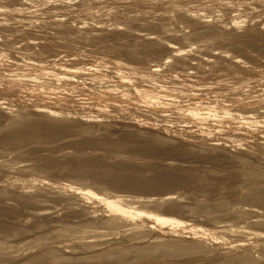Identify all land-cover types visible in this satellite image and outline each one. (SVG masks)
<instances>
[{"label":"rangeland","instance_id":"1","mask_svg":"<svg viewBox=\"0 0 264 264\" xmlns=\"http://www.w3.org/2000/svg\"><path fill=\"white\" fill-rule=\"evenodd\" d=\"M13 1L12 0H0V5H3V4L5 5L7 3V5L10 6L9 8L6 9L4 14L0 13V19H1L0 20V26H1L0 27V49L2 50V52H6V53L0 52V53H2L0 55V60H1L0 61V99L4 100V101H2L4 103L3 105L5 107L6 106L9 107L10 111L13 112L14 114L17 113L19 117H20V113H21V116H23V114L27 115L26 113H28V112L29 113L30 112H39L41 110V108L38 107L39 109L38 108L35 109V107H33V106H36V104H37L36 100H38V102H39V97H40L39 91L36 92V88L42 89V87L44 88V87L48 86L49 89H54V87L59 86L58 87L59 89L58 88L54 89L56 91L49 92L47 95L43 94L42 98L43 99L45 98L47 102L48 101L50 102V100L51 101H57L59 103L61 102L62 106H60V104H57V107L60 109H65L66 112L69 110V113H70L71 109H73L76 112H79V114H81V115L82 114H85V116L87 115L86 118H84V115L81 116L79 114L78 115L73 114V113H75V111H73V112H71L72 114L70 113L71 116H74L72 118L69 115L66 116L69 113H65L66 115L63 114V116H62L63 118L64 117H69V118L71 117L70 118V119H72L71 121L77 126L76 129L69 128V129H66L64 132H62L65 134L63 136L66 138V140L62 136H60L59 138L57 137V135L61 133V132H59L58 129H53V130H48V131L42 132L41 141L39 142L40 146H38L36 148V150H37V152H39V154L38 153H35V154H37L39 156L42 155V157H46L50 153L48 151V148L51 145H54L55 147H58L57 148L58 150L54 151L55 154L54 153H52V154L50 153V154L52 155V157L56 158V160L60 161V163H64L62 166H66V167H68V165H69V167H71L73 165L74 166H77V165L81 166L80 164H83L84 166L88 165V164L91 165L92 164L91 157L97 155V157L104 158V160L107 163H110L115 169H119L118 171L120 174H122V175H120L122 177H124L123 174L126 177L128 175L129 177H133V178H138V176L140 177L143 174L145 176H148V174H150V173L148 171H146V169L148 170V169H154V168H155V171H152V173H156V174L157 173L158 174H172V175H180V176H182L184 174V177L182 176L183 178H185V176L189 178L188 180H186L187 178H185L186 185L184 183L183 186L182 185L179 186L181 188H179V187H178L179 189L175 188V190H174L175 193H170V194H173L172 198L164 199L163 201H167L171 205L172 204H181L183 202L182 205H187V203H188V206H191V207L193 206V208L191 210L193 211V209H195L194 213H193L194 216H192L193 215V214H191L192 212L184 213V215L188 214L187 216H189V214H190V216H192V217H188V219L197 221V219L202 218L198 221H201L203 223L202 220H204V221L210 223L211 220L209 218H206V216L209 213V215L207 217H209V216L211 217L212 223L217 222V224H218L223 220L230 219L232 222H235L239 226L243 225L240 223L245 222L244 223L245 225L248 223H251L254 226L259 225L258 227H260V228L262 226L264 227V224H263L264 223V220H263L264 214L262 213V212H264L263 211L264 206H262V205H264V198L262 196V195H264V178H263L264 177V133H263L264 132V126H263L264 125V0H217V1L216 0H170V1L169 0H118V1L117 0H70V1L69 0H44V1L39 0L40 2L37 0L38 3L37 2H36L37 4L34 3L35 7L31 6L34 8H30L33 10H26V11H25V9H23L24 7H20L21 11H20L18 6H17L18 8L13 7V6L11 7L10 4L14 5V4L19 2V0H18V2H17V0H15L16 3L14 2V4H13ZM22 1H23L22 3H24V4L29 2L28 0H22ZM24 1H26V2H24ZM55 1H56V3H55ZM159 2H160V4H159ZM63 3H65V4H63ZM183 3H185V4H183ZM182 7L188 8V10L186 11L184 9H181ZM196 10H198V11H196ZM26 12H28V13H26ZM13 13L14 14L16 13V15H11ZM162 13H164V14H162ZM188 13H189V15H188ZM259 13H260V15H259ZM23 14H24V16H23ZM201 14H202V16L205 15V16H203L204 18L202 16L199 17ZM213 16H215V17H213ZM231 17H236V19L239 20L240 23L235 25L233 22H231V20H229V19H232ZM130 21H131V24H130ZM112 22H113V24H112ZM114 23H116V24H114ZM162 23L164 25L162 27H165V29L161 28L160 30L164 29V31H162V33H160L159 35H158V33H159L158 31H156V33H154V34L158 35V37L163 36V37H160L163 39V40L161 39V42H162L161 43L159 41L160 38H158L156 36V38H158V40L157 39L155 40V37L152 36L153 38H151V34H152V32H154V29H156L155 26L161 25ZM81 27L84 29V32H80V31H83V29ZM98 28H100V29H98ZM97 30H99V31H97ZM148 30L151 31V34L149 31L150 35L146 34V31H148ZM100 31H102V32H100ZM140 31H142V32H140ZM186 32H187V35H184V34H186ZM182 34L185 36V38L189 36L188 34L191 35V36H189L190 39H192L190 41L192 43H193V41L195 42V43H193V45L191 43V47H193L197 41H198V44L201 43L200 48L196 47V45L194 46V48H198L200 50L194 49V48L192 49L191 47L190 48L187 47V50L185 49L181 53L176 54V52L174 53L173 51H172V54L169 53V50H168L169 48H167V46H166L167 44L165 42L166 41L172 42V43L174 42V44L179 43L182 41V37H184V36H182ZM189 37L186 39H189ZM192 37H194V38H192ZM197 37L199 40L197 39ZM179 40H181V41H179ZM142 41H143V43H142ZM214 41H216L217 44ZM154 42H155V44H154ZM183 43L189 44V43H186V41L185 42L182 41L181 43H179L180 45H178V44H175V45L178 47V46H182ZM211 43H213V44H211ZM185 44H184V46H185ZM206 44L208 45L207 48H206V46L202 47V45H206ZM162 45H163V47L161 48ZM200 45H198V46H200ZM214 46H215V48H214ZM216 47L219 48V53H221V54H218L219 56L214 53L215 51L218 52ZM2 48L5 51H3ZM209 49L211 50V52ZM212 49L214 50V52H212ZM202 50H203V52H202ZM220 50H222V51L224 50L223 52H225V50H227L228 52L226 51L225 53H222V51H220ZM199 51L202 53H200ZM170 52H171V50H170ZM173 53L175 55H173ZM211 53H213L214 55H217V58H216V56H215V58L214 57L212 58V56H210V55H213V54H211ZM5 54H7V55H5ZM200 54H204L207 57H208L207 54H209V57H211V59H213V60L210 59L211 62L209 61L211 64H209L208 61L206 63L205 60H202V61H204V63L199 62L200 59L204 58ZM3 55H5V57H2ZM159 55H161V56H159ZM198 56H200V59L198 58ZM22 57L23 58L24 57L31 58V60L33 61V64L36 63V64H34V66L37 65V67H43L49 71L54 70L53 67L55 66V62L56 63L57 62L62 63V64L68 63L67 65L73 64V65H78V66H83L86 64L88 66H86V68H84L85 70L83 68H81L79 70L78 69L74 70L73 71L74 73L72 72L70 75L74 79L71 78V81H69L67 83L66 82L65 83L64 82L54 83L55 81L49 79L48 77H47L48 79L44 78L45 80L41 79L40 81L28 79V77H26V79H25V77H24V79H17L13 75H14V72H16V70L18 68L17 62H18V64H20L21 63L20 59ZM99 57L106 59V60L109 59V61L112 59H115V60H119L120 63H121V61H122V63L123 62L128 63L129 64V66L127 65L129 67L128 70L133 67V70L130 69V71H133L132 72L133 76H131L130 79L120 80L118 77L119 71H117V69L114 68V66H112L110 64H107L109 66L106 65V66H102L100 68H95L93 70L92 69L88 70L87 69L89 67L88 63H92L96 58H99ZM165 57L166 58L169 57V58L166 59ZM209 57H208V60H209ZM141 58H142V60H141ZM230 58H232L233 60ZM235 58H236V60H239V61H240V59L243 60L242 63H241V61L240 62L236 61ZM14 59H17L18 61H15ZM163 59H165V60H163ZM13 60H14V62H12ZM81 63H82V65H80ZM137 64L139 65L140 68H136V70L134 72V67ZM144 64L145 65L147 64L146 67ZM203 64H204V66H203ZM243 65H244V67H243ZM94 67L95 66H93L91 68H94ZM139 69H140V71H139ZM142 70H145V71H142ZM6 73L9 74L11 77H9V75H7ZM98 75H100V76H98ZM152 75L156 76V77H153ZM99 77L101 78V80H99ZM18 82H20V83H18ZM38 83H39L40 87H38ZM35 84L37 86H34ZM30 85H32L31 88H30ZM103 85L107 86L106 88H108L110 86L113 87L112 85H114V87L117 86L118 89L123 87L125 89H130V91H133L134 88H136L139 90L138 94L140 92H143L145 89L146 90H148V89L155 90V92L156 91L160 92L161 97H164L161 95L163 92V95H165V94L166 95L162 99L167 98L165 100L167 106L164 104L165 101H164V103L162 102V99L159 100L160 102H158V101L143 102L134 96L123 97L118 93H112L111 95L105 94V96H104V94H99L100 93L99 90L103 89ZM131 87H133V88H131ZM156 87H159V88H156ZM168 87H170V89H167ZM184 87L187 89L189 88V89L186 91V90H184ZM143 88H144V90H143ZM190 88H191V90H190ZM71 89L73 91L70 92ZM29 90H31V91H29ZM85 90H86V92H85ZM163 90H165V91H163ZM31 92L35 93L34 96H33V94H31ZM40 93H41V91H40ZM51 93H53L54 95H52ZM115 94L118 95L117 96L118 98L116 97ZM97 95H98V97H97ZM234 95H236L235 96L236 99H235ZM23 96H25V97H23ZM35 96H37V97L34 99ZM108 97H110L112 99H109ZM216 97L218 98L217 102H219V103L221 102L220 104H224L227 108L232 110L231 111L232 114L227 116V118L226 117L217 118V117L210 116L207 118L203 117L202 120L200 118L196 119L193 117H189V118H191V119H189L188 117L183 115L180 111V106L182 104H185L186 102L192 101L193 98H194V100H197V98H200L198 100L212 101ZM230 97H232V99H230ZM114 98H115V100H114ZM62 100H64V101H62ZM66 100H68V102ZM9 101H11V102H9ZM99 101L100 102L111 101V103H105V105L108 104V106L106 105L105 106L106 108H105L102 105L101 106L102 109H101L100 107H97V104L99 106L101 104ZM173 101L175 102V104H173L174 103ZM167 102L168 103L173 102V103L167 104ZM65 103H66V106H65ZM155 103L157 106H155ZM162 103H163V105H161ZM178 103L181 105L179 106ZM159 104H160V106H159ZM226 104H228V105H226ZM177 105H178L179 109L176 108ZM5 107H4V109L0 108V112H2L1 115L5 113L4 116H6V117H3V115H2L1 118H4V120L0 118V124H1V126L3 125L2 127L0 126V135H3V136H0V137H1V139H4V138L8 139L7 136H9V138L12 139L13 134L11 133L12 135H10V133H7L5 131V129H2L5 125L2 124L1 121L7 122L8 120L5 119L7 117H8V119L10 117L11 121H12L13 120L12 117L15 115L14 114L12 115V113H10V111L8 112V110H9L8 108H6L7 109V111H6ZM249 109H250V111H249ZM19 110H21V111L19 112ZM233 110H234V112H236V110L238 112L234 113ZM240 110H241V112H240ZM244 111L246 113L248 111L249 115H251V116L253 115L256 119L258 118L257 120H260L261 123H259L260 121L258 123L246 122L247 124L248 123L251 124L250 126L248 124V127H247V124L245 122H243L242 120L238 121L237 119H239L240 116L242 117L244 115ZM249 112H251V113H249ZM7 113H10L11 116H10V114L8 115ZM246 113H245V116L248 115ZM233 114L235 116H232ZM236 115L237 116L239 115V116L237 117ZM137 116H138V118H137ZM87 117H88V119H87ZM14 120H17V116L14 118ZM143 120L145 122H148L149 124H146ZM149 120L152 123H150ZM155 120H156V122H155ZM11 121H9L8 124ZM139 121L140 122L143 121L142 124H144V126L141 124L138 125V123H140ZM6 122H4V123L7 125ZM200 123L201 124L203 123L202 125L204 127L206 124L207 125L205 128L202 126H197V125H200ZM241 123L243 124V126L241 125ZM82 124L87 125V126L82 127ZM126 124H128V125L126 126ZM254 124H256V125H254ZM89 125H91V126H89ZM135 125H137L136 126L137 129H135L136 128ZM165 125H167L169 128ZM244 125H246V126H244ZM163 126H164V129H162ZM219 127L222 129H219ZM200 128H204L206 131H201ZM125 129H127V130H125ZM139 129H141V131H145L146 133H147V131L151 132V133L154 131L157 133H163L164 135H166L170 138L174 137V139L177 138L179 140H180V138H187L188 141L186 139H184L183 141H185V142L187 141V147H190V148H188L190 155L187 154L188 152H186L184 150V148H186L185 147L186 144L180 145V143H178V142L172 143L168 140H166L167 142L165 141V143L163 145H160V144L154 145V148L149 149L151 151L142 149V152H143V150L146 151L143 154H141L140 150H138V149H141L143 147L141 144L140 145L142 147L136 146V148H135V149L138 148L137 149L138 151L137 150H135V151L133 150L132 152L127 151L128 153L126 152V150L121 149V146H119L118 148L116 146L111 147L112 149H120L117 151L116 150L113 151L112 149L110 150L108 148H106V149L102 148V144L103 143L105 144L107 142V140L114 141L117 138V137L114 138L115 135L117 136L119 134V137H120V136L127 135V133L132 132V131L134 133L135 132L136 133H143V132H139ZM142 129H145V130H142ZM121 131H122V134L124 132V135L121 134ZM207 131H209V132H207ZM227 133H228V135H227ZM101 135H103V136H101ZM224 135H226L228 138L234 137L233 138L234 142L230 139L232 141L231 142L228 138L227 139L229 141L228 140L226 141V139H225L226 137ZM233 135H236V136H233ZM103 137H104V140H101V139H103ZM111 137H113L114 140H112L113 138L110 139ZM90 138H92V139L90 140ZM105 138H108V139L106 140ZM220 138H222V139H220ZM62 139H64V140L62 141ZM93 139L94 140L96 139V141L99 140L96 142L98 144L97 147H96L97 144L95 145V147H94V145L91 146V148H88L87 145H85L86 147L83 146L84 142H86V140L87 141H93ZM100 140L102 141L101 142L102 144L100 143ZM67 141H68V143H67ZM189 141H190V143H189ZM98 142L100 143V145ZM147 143L149 144L150 142H147ZM204 143H206V144H204ZM34 144H35L34 141L29 137V138H24V140L21 141V143L19 145L20 147H18L15 144H14V147L10 146L12 149H14L13 151H15V149H17V148H15L16 146L18 148H20V150H16V151H19L20 153L17 152L18 153L17 154L16 151L13 153L11 152L10 156L14 155V157H15L17 155L16 156V158H17L19 156V154L21 155V153L23 151H25L26 154H28V155H26L23 152V155L20 156V157H22V156L23 157L18 158L19 162L16 159V163L18 165L23 164L26 171L31 170L30 166H32L34 164L33 159H31L32 158L31 153H33L31 150L33 148H30V147L34 146ZM176 144H178V145H176ZM192 145H194V146H192ZM211 145H218V146L212 147ZM171 146H172V149H171ZM23 149H25V150H23ZM227 149H228V152L230 150L234 155L240 154L241 157H243L242 160L234 159L233 156L228 155L227 152L224 151ZM21 150H23V151L21 152ZM27 152H29V153H27ZM47 152H49V153L47 154ZM92 152H93V154H92ZM137 152H140V153H137ZM190 152H192V153L194 152L196 155L192 154ZM43 154H44V156H43ZM53 154L56 156H53ZM134 154H136V155H134ZM104 155H106V156L104 157ZM0 156L3 157L2 160L0 157V162H1L0 164H2L3 161L8 159V155H6L7 157H6V159H4L5 154L2 152L0 153ZM27 156H29V157H27ZM123 156H124V158H123ZM211 157H213L214 159ZM23 158H26V159H23ZM20 159H23L25 161L20 160ZM27 159H28V161H27ZM30 159H31V161H30ZM215 160L217 161V163ZM8 161L9 160H7L5 162V164L6 163L12 164V162H8ZM29 161L31 164L30 166L28 165ZM32 161H33V164H32ZM213 161L215 162L214 165H213ZM16 163L13 162V165L9 164L8 166L6 164L7 171L10 170L11 174L9 173V175H8V172H5L4 173L5 177H4V174L2 172L6 171V169H5L6 166L4 165V167H2L3 165H0L3 168V171H2V169L0 167V169H1L0 184L6 185L5 187H9L10 189H12V187L14 188V186L16 188V186L18 185L17 187H20L18 189H21V190L24 189V191H26V192H28V191L29 192H35L33 190L36 189V186L39 190L40 189L43 190V188H42V186H43L44 189L46 188V191H45L46 193H48V194L51 193V194L56 196L54 201H57V202H53V200H47L42 204L43 206L45 205L44 211L46 214H44V215L49 214L48 218L46 217L45 219L46 220L49 219L51 221V219L53 218V220L51 221L52 226L40 227L39 229H37L36 233H38V234L35 233V231H36L35 230L34 233L37 236L34 235L32 230L30 231V229H32L31 226H33V223H32L33 220H32V217L26 215V214H28L27 211L19 213L13 217L14 213L11 214L10 212H7L5 210H2V209L0 210V221H1L0 228L6 227L9 225L11 227V223L13 225L16 224L15 226H18L19 221H17V219L18 220L20 219V221H22V219H23V223L20 222V227H21V225L25 229H27V227H29L28 231L31 233L30 234L29 232H27L26 237L33 234V238L30 236H29V238H25V235H24L25 240L21 236V238L24 241H26L24 244L22 243L23 241L21 238L11 237L9 239H5L2 242L3 248L0 250V264H35V263L36 264H38V263H40V264H42V263L43 264H62V263H64V264H81V263L82 264H108V263L109 264H211V263L212 264H221V263L222 264H228L229 263L228 259H230V257L232 258L234 255L235 256L239 255V253L241 251H242L241 253L244 255L243 258L246 257L245 260H243V258L241 257L240 261H238L237 263H232V264H241L243 262H245V264H259V262H260V264H264V247H262V245H264V244L261 243L262 244L261 245V244H259L260 242L259 243L252 242L251 244L255 243L254 245L256 247L254 245H250V247H248L246 250H244L241 247H239V249H238V247L235 249L232 247L229 248L230 246L228 248H226L227 247L226 245H229L227 242L229 241L230 238H228V240H227V238H224V239H216L213 241L210 239L208 240V238H207V239H204V243L201 242L200 244L193 241L196 245V246H194V243H192L193 235H190L189 233L187 234V232H185L183 234V238L189 239V240H187V239L186 240L190 243L187 242L185 244V245L188 244L187 246L189 247V249H192V251H194V249H195L194 252H192L190 250L192 255L188 252L187 254L190 256H188L187 254H181L180 256L175 255L176 257L172 256V255L163 257L162 254H160V253L158 254V252L156 254V251H158L157 246L162 245V244L165 246H168V245L174 246L175 244H172V243H175L177 241L175 240V238H173L174 237L173 235H172V238L168 237V236H171V233L169 235L168 233L165 232L167 234V236H163L164 233H162L161 236L163 238L162 237L161 238L163 240H161L160 238H158L160 236L156 237V234H154V232H148V231L143 232L142 234H138V235L133 236V233L140 231L139 228H132L131 226H129L126 223H123L121 221H116V220L111 219L110 221L108 220V221L104 222V224H106V225H104L103 221H101L100 219H101V217L107 218V216L109 217V215L106 214L107 212H105V214H104V211H102L100 209L99 204L94 203L91 199H87V198L83 199L82 197L75 196V194L70 189H69L70 190L69 191L68 188H67V190L65 188H63L65 190L61 191L63 189H61L58 186H54V187L51 186L50 187L49 185H47V187H46V185L45 184L42 185V183H38V184L37 183H35V184L27 183L29 181H27L28 179L26 178V176L28 174V177H29V174H31L30 171H29V173L25 172L24 167H22L23 168V171H22V168L21 169L17 168V167H21V166L20 165L18 166ZM121 163H123V165ZM175 163H176V165H175ZM180 163H181V165H180ZM167 164H169V166ZM10 165H11V167H10ZM183 165H184L183 168L185 170L182 168ZM28 166L30 169H27ZM117 166L118 167L120 166L122 169L120 167L117 168ZM125 166L126 167L129 166V168H126ZM186 166H189V167H186ZM214 166H215V168H214ZM218 166H220V167H218ZM123 167H124V170H123ZM172 167H174V169ZM176 167H177V169L175 170ZM195 168L199 169V170L201 169L202 171H205L206 172L205 175L199 176L201 174V172H200L199 175H197V177H194L193 174L195 172L193 170H196ZM202 168H205L208 170H205ZM17 169H19V170H17ZM126 169H131V170H130V172H127L128 170L125 171ZM139 169L141 171L145 170L144 173L143 172L139 173V171H138ZM182 169H183V171H182ZM20 170L24 173H21ZM133 170H134V173L136 172L135 174H133ZM173 170H174V172H173ZM189 170H190V172H193V174L191 175L192 176L191 177V186H190V176H187L188 174L189 175L191 174L189 172ZM123 171H124V173H123ZM171 171H172V173H171ZM210 171H212V172L210 173ZM146 172H147V174H146ZM213 172H215V173H213ZM6 173H7V176H9V177L12 175V177H11L12 179L14 178V176H13L14 173H16L17 175L16 174L15 175L19 176V177L21 174H23V175L26 174V176H24V178H26V181H25L26 185L24 186L25 183L23 184L22 179H24V178L22 175H21L22 177H20V178L15 177L16 179L18 178V180H20V181L22 180V182L19 181V183H18V180H14L15 178L13 180L11 179L12 182L8 181L7 179H9V178H7ZM18 173H19V175H18ZM128 173H130V174H128ZM185 173L186 174L188 173V174L185 175ZM139 174H141V175H139ZM4 179L6 181L10 182L11 184L8 182H5ZM193 180H194V182H192ZM3 182H5L6 184L5 183L3 184ZM13 182H16L17 184H15ZM192 183H193V185L198 183L199 187H201V188L197 187L198 184L196 186H194V188L195 189L199 188V190H201V191L196 189L198 191V193H196L197 191L192 187ZM201 184H202V186H200ZM19 185H21V186H19ZM33 185H35V187ZM219 185H221V186H219ZM31 186H33V187H31ZM188 186L191 188H189ZM208 186L213 187V188H208L211 190L208 191V189H207L208 192H206V193L204 192L205 195L207 194L206 195L207 197H205V195L203 194L202 191H206L205 189ZM26 187L30 188V189H27ZM57 187H58V190L56 189ZM25 189H27V190H25ZM212 189H213V191H212ZM176 190H178V191H176ZM181 190H183V192ZM193 190L196 192H194ZM217 190H218V192H217ZM150 191L151 190H149V192ZM154 191H156V190H154ZM210 191H211L212 195L210 194ZM57 192H58V194L60 193L59 196H58ZM62 192L65 194V196H68V197H65L63 194H61ZM179 192H181L183 194H180ZM199 192H201L202 194H200ZM219 192L221 193V196L217 195ZM160 194L161 193H159L158 195L159 196L163 195V194H161V195ZM62 195L64 198H67V201L62 200L63 199V197H61ZM210 195H211V197H210ZM212 196L213 197L216 196L219 199H217V198L214 199ZM218 196H220L221 198ZM58 197H59V199H58ZM202 198H203V200H202ZM262 198H263V200H262ZM68 199H71V200L69 201ZM80 199H81V201H80ZM178 200L179 201L182 200V201L179 202ZM207 200H209L210 202H208ZM184 201H185V204H184ZM212 201H214L213 205H212ZM258 201L259 202L263 201V202H261L263 204L261 205V203H258ZM63 202L64 203L66 202V203L64 204ZM203 202L205 204H204V206H201L203 204ZM207 202H208L209 206L206 207V205H208ZM218 202L221 204L219 205ZM254 202H256V203H254ZM56 203H58V205H56ZM59 203L61 204V206H59L60 205ZM214 203L216 204V206L219 205L220 207L219 206L216 207L214 205ZM67 204H69V205L73 204L72 208L73 207L74 208L72 209L70 207L69 208L70 210L68 211L67 207H69V206ZM79 204H81V205H79ZM245 204H247V205L245 206ZM64 205H65V207H64ZM259 206H261V207H259ZM50 207H52V208H50ZM78 207L85 211L83 213L82 210H79L80 213L84 214V215H81L82 217L79 215L80 213L77 212L79 209ZM83 207H84V209H83ZM201 207H203V208H201ZM221 207H222V210H221ZM254 207H256L255 209L257 210L256 214L252 211V209ZM88 208H89V210H88ZM197 208H199V209H197ZM200 208L202 209V211H201L202 213H205V210L208 211L205 213L207 215L202 214V216L203 215L205 216L204 218L201 217V215H199V214H201ZM206 208H208V209H206ZM210 208L212 209V211ZM214 208L218 212H216ZM218 208H220V209H218ZM241 208L243 210H241ZM248 208H250V211L248 210ZM257 208H259V209H257ZM61 209H63V210L67 209L65 211L66 215H64V211ZM74 209H75V211H74ZM196 209L199 212V214L196 211ZM260 209H262V211ZM239 210L241 212L243 211L245 214H243V212L241 214L239 212ZM246 210H248V211H246ZM69 212H71V213H69ZM75 212H77L78 214L76 213L77 215L74 214L75 215L74 216L73 213H75ZM211 212H212V214H211ZM249 212L251 214H249ZM258 212H260V215L258 214ZM195 213H197V216ZM215 213L217 214L216 216H215ZM240 214H241L242 218L240 217ZM261 214H263V215H261ZM18 215H19V217H23V218H19ZM68 215H70V216L72 215V216L68 217ZM243 215H245V216L243 217ZM255 215H257V216H255ZM49 216H51V217H49ZM79 216H80V218H79ZM213 216H215V218ZM251 216H253V217H251ZM8 217H10V218L13 217L14 220H13V218L8 219ZM195 217L197 219H195ZM256 217L258 220L256 219ZM54 218H55V220H54ZM61 218H63V219L61 221H59V219H61ZM69 218H70V220H69ZM83 218L86 220H84ZM90 218H92L91 221H90ZM95 218L96 219L98 218V220H100V221H98V224L96 223V226L94 223H91L92 221L96 220ZM216 218L219 222L216 220ZM245 218L247 220H250V221H247ZM45 219H43V217L41 218L42 221ZM65 219H67L69 221V223ZM79 219H82V221H80ZM206 219H209V220H206ZM10 220H12L13 222H11ZM38 220H40V219H38ZM76 221L79 223L77 224ZM257 221L258 222L261 221V223H258ZM7 222L9 224L2 225V223H7ZM111 222L113 225L111 224ZM116 222L118 224H116ZM70 223L72 225H76V224L78 226L80 225V228L81 227L83 228L84 224H85V226H87V224H88V226L87 227L84 226L85 228H83V229L86 232V233L84 232L86 234V236L89 235V238L85 239L86 237L84 236L85 240H83V238H82L84 235L83 233H82L83 235L81 237H80V235H81L80 234L76 238V234H79V231H82V228L80 229L78 226H76V228H75V226H74V229H76V230H74L72 228L73 226L72 227L69 226ZM253 223H255V224H253ZM90 224L95 228L98 226L99 230H95V228L92 227L95 230V233H94V230L91 229ZM214 224H216V223H214ZM59 225H61V226H59ZM101 225H103L104 228H102L103 226H101ZM248 225H250V224H248ZM58 226L60 227V229L62 228L63 232L60 231V229H58L59 228ZM68 226L71 227L73 231L70 228H68ZM109 226H111V227H109ZM122 226H123V228H122ZM56 227H57V229H56ZM63 227H65V229ZM105 227H107V230ZM117 227H119V228H117ZM86 228L91 229L93 232L87 230ZM110 228H111V230H113V233L111 231L108 234V230L110 231ZM113 228L118 229V230L114 231ZM120 228L123 230V232L118 234V236L114 235V232L121 231ZM12 229H14V228H12ZM55 229L57 230L56 231L57 233L54 234ZM262 229L264 230V228H262ZM38 230L40 231V233L38 232ZM49 230H51V232ZM77 230H78V232H77ZM100 230L102 232L106 231L107 234L104 232L105 236L101 235L98 232ZM47 231H48V233H47ZM66 231H68V234L70 233L69 231L73 232V233L71 232L72 234L71 233L69 234V235H71V237L66 238L69 236L68 234H66L67 233ZM87 231H89V232H87ZM41 232L44 235V237L41 234ZM96 232L98 234H96ZM87 233H89V234H87ZM110 233H112V234L110 235ZM49 234H51V235H49ZM57 234H59V235H57ZM99 234H100V236H99ZM115 234H117V233H115ZM166 234H164V235H166ZM112 235H114V236H112ZM50 236H52V237H50ZM61 236L64 237V239H62ZM74 236H75V238L73 240ZM102 236H104L105 239ZM115 236H116V239L115 238L112 239V237H115ZM78 237L82 238V240L80 238L78 239ZM125 237H127V238H125ZM154 237L157 240L156 242H155ZM71 238H72V240H71ZM120 238H125V239L121 240ZM61 239L64 240L65 242L62 241ZM68 239H70V240H68ZM99 239L100 240L103 239L102 242ZM119 239H120L121 243L120 242L119 243H115V242L113 243L116 245V247H113L115 245H113L112 243H110L108 245V243L106 242L109 240L110 241H113V240L119 241ZM126 239H129V241H128L129 245L126 242H122L123 240L126 241ZM172 239H174V241ZM53 240L55 242H53ZM77 241H79L80 243ZM166 241H167V243H166ZM11 242H13V243H11ZM91 242H93V244ZM94 242H96V243H94ZM105 242H106V245H108V246L105 245ZM84 243H86V244H84ZM97 243H98V245H97ZM143 243H148V244L142 245ZM223 244H225V245H223ZM25 245H26V247H25ZM72 245H74V246L72 247ZM121 245H123V246H121ZM124 245H126V246H124ZM4 246H5V248H4ZM75 246H77V247H75ZM102 247H104V248H102ZM107 247H109V248H107ZM102 249H103V251H102ZM107 249H109V251H107ZM126 249L130 250V251L135 250V249H137V251H139V249H141V251H139V252H140V254L142 253V256H140V254L139 255L137 254L134 256V258H132L133 256L132 257L126 256L127 255L126 253L125 254L120 253V255L118 254L117 256L115 255V253H117L119 251H125ZM153 249L154 250L156 249V251H154L155 253L154 252L151 253L148 257L147 253H149V250L153 251ZM240 249H241V251H240ZM63 251H65L66 253H64ZM91 251H93V253ZM244 251L249 253V255L247 253H245ZM76 252L80 255H78ZM89 252H90V254H89ZM102 252H104V253L102 254ZM54 253L57 255L61 254V255H65V256L60 257L61 259H59V257H56V255ZM69 253H70V256H69ZM256 253H257V255H256ZM81 254H83V255L81 256ZM110 254H112V255L114 254V255L111 257ZM182 255H183V257H182ZM117 257H118V260H117ZM105 258H106V260H105ZM129 258H132L133 260L129 259ZM249 258L251 259L250 261L248 260ZM246 259H247V261H246ZM226 261H227V263H226ZM213 262H215V263H213Z\"/></svg>","mask_w":264,"mask_h":264},{"label":"bare ground","instance_id":"2","mask_svg":"<svg viewBox=\"0 0 264 264\" xmlns=\"http://www.w3.org/2000/svg\"><path fill=\"white\" fill-rule=\"evenodd\" d=\"M13 1V0H12ZM29 2L28 3H22L23 1L22 0H19V2H18V0H17V2L18 3H16V1L14 0L13 1V4H14V2L16 3V4H14V5H12V4H10L11 5V7L13 6V7H19V9H20V11H21V8L20 7H24L23 9H25V11L26 10H33V9H30V8H34L35 6V4H37L38 3V1L37 0H28ZM44 1V0H43ZM70 1V0H69ZM118 1V0H117ZM170 1V0H169ZM217 1V0H216ZM11 2V1H10ZM24 2H26V1H24ZM37 2V3H36ZM40 2V1H39ZM165 2V1H164ZM179 2V1H178ZM182 2V1H181ZM187 2V1H186ZM195 2V1H194ZM35 3V4H34ZM55 3H56V1H55ZM60 3V2H59ZM66 3V2H65ZM65 3H63V4H65ZM3 4V3H2ZM159 4H160V2H159ZM166 4V3H165ZM183 4H185V3H183ZM53 5V4H52ZM162 5V4H161ZM233 5V4H232ZM31 6H34V7H31ZM70 6V5H69ZM82 6V5H81ZM174 6V5H173ZM10 6H8L7 5V3L4 5H0V13L1 14H4L5 13V11H6V9L7 8H9ZM17 7V8H18ZM80 7V6H79ZM88 7V6H87ZM103 8V7H102ZM57 9V8H56ZM169 9V8H168ZM181 9H184V10H188V8H185V7H182ZM191 9V8H190ZM189 9V10H190ZM11 10V9H10ZM200 10V9H199ZM191 11V10H190ZM189 11V12H190ZM194 11V10H193ZM196 11H198V10H196ZM23 12V11H22ZM241 12V11H240ZM26 13H28V12H26ZM25 13V14H26ZM31 13V12H30ZM180 13V12H179ZM191 13V12H190ZM198 13V12H197ZM212 13V12H211ZM35 14V13H34ZM162 14H164V13H162ZM184 14V13H183ZM7 15V14H6ZM11 15H16V13L14 14H11ZM20 15V14H19ZM28 15V14H27ZM177 15V14H176ZM186 15V14H185ZM188 15H189V13H188ZM208 15V14H207ZM247 15V14H246ZM259 15H260V13H259ZM23 16H24V14H23ZM60 16V15H59ZM179 16V15H178ZM181 16V15H180ZM202 16V14L199 16V17H201ZM203 16H205V15H203ZM202 16V17H203ZM21 17V16H20ZM110 17V16H109ZM195 17V16H194ZM198 17V16H197ZM208 17V16H207ZM213 17H215V16H213ZM204 18V17H203ZM209 18V17H208ZM232 19H229V20H231V22H233L235 25L236 24H238V23H240L239 22V20H237L236 19V17H231ZM240 18V17H239ZM136 19V18H135ZM162 19V18H161ZM199 19V18H198ZM228 19V18H227ZM1 20V19H0ZM82 20V19H81ZM88 20V19H87ZM102 20V19H101ZM202 20V19H201ZM108 21V20H107ZM138 21V20H137ZM171 21V20H170ZM200 21V20H199ZM98 22V21H97ZM104 22V21H103ZM187 22V21H186ZM202 22V21H201ZM205 22V21H204ZM106 23V22H105ZM123 23V22H122ZM121 23V24H122ZM173 23V22H172ZM232 23V24H233ZM88 24V23H87ZM112 24H113V22H112ZM114 24H116V23H114ZM125 24V23H124ZM130 24H131V21H130ZM84 25V24H83ZM92 25V24H91ZM172 25V24H171ZM138 26V25H137ZM162 26H164L163 25V23L161 24V25H156L155 27H156V29H154V32H152V34H151V31L150 30H148V31H146V34L148 35L149 34V31H150V34H151V38H153V37H155V40L157 39L158 40V38H160V37H163V36H159L158 37V35L160 34V33H162V31H164V29H165V27H162ZM166 26V25H165ZM189 26V25H188ZM259 26V25H258ZM1 27V26H0ZM86 27V26H85ZM115 27V26H114ZM128 27V26H127ZM154 27V28H155ZM82 28V27H81ZM161 28H164L163 30H160ZM168 28V27H167ZM78 29V28H77ZM83 29V28H82ZM81 29V30H82ZM94 29V28H93ZM98 29H100V28H98ZM120 29V28H119ZM205 29V28H204ZM80 30V29H79ZM122 30V29H121ZM126 30V29H125ZM130 30V29H129ZM136 30V29H135ZM141 30V29H140ZM143 30V29H142ZM168 30V29H167ZM97 31H99V30H97ZM134 31V30H133ZM137 31V30H136ZM153 31V30H152ZM156 31H158L159 33H158V35H156V34H154V33H156ZM201 31V30H200ZM242 31V30H241ZM2 32V31H1ZM80 32H84V29H83V31H80ZM79 32V33H80ZM100 32H102V31H100ZM114 32V31H113ZM140 32H142V31H140ZM166 32V31H165ZM168 32V31H167ZM92 33V32H91ZM121 33V32H120ZM164 33V32H163ZM189 33V32H188ZM2 34V33H1ZM4 34V33H3ZM32 34V33H31ZM96 34V33H95ZM94 34V35H95ZM119 34V33H118ZM125 34V33H124ZM149 34V35H150ZM184 34V33H183ZM182 34V36H184V35H187V32H186V34H184L183 35ZM192 34V33H191ZM201 34V33H200ZM73 35V34H72ZM166 35V34H165ZM189 36H191L190 34H188ZM84 36V35H83ZM153 36V37H152ZM156 36L158 37V38H156ZM181 36V35H180ZM181 36V37H182ZM188 36V37H189ZM188 37H186V38H188ZM215 37V36H214ZM249 37V36H248ZM3 38V37H2ZM6 38V37H5ZM147 38V37H146ZM150 38V37H149ZM178 38V37H177ZM185 38V36L184 37H182V41H186V43H189V44H185V43H183V45L182 46H176L175 44H178V45H180L179 43H181L182 41L181 40H179V41H181V42H179V43H175L174 44V42L172 43V42H165L167 45V48H169L168 50H169V53H171L172 54V51L175 53L176 52V54H178V53H181V52H183L185 49L187 50V47H191V41L190 40H192V39H190V37H189V39H186ZM192 38H194V37H192ZM211 38V37H210ZM217 38V37H216ZM144 39V38H143ZM161 39L162 38H160L159 39V41L161 42ZM165 39V38H164ZM186 39V40H185ZM197 39H198V37H197ZM209 39V38H208ZM212 39V38H211ZM68 40V39H67ZM91 40V39H90ZM163 40V39H162ZM188 40V41H187ZM194 40V39H193ZM199 40V39H198ZM210 40V39H209ZM74 41V40H73ZM150 41V40H149ZM153 41V40H152ZM175 41V40H174ZM204 41V40H203ZM202 42V41H201ZM209 42V41H208ZM214 42H216V41H214ZM11 43V42H10ZM142 43H143V41H142ZM162 43V42H161ZM164 43V44H165ZM193 43H195L194 41H193ZM193 43H192V45H193ZM200 43V42H199ZM154 44H155V42H154ZM184 44H185V46H184ZM201 44V43H200ZM200 44H198V41L196 42V44H194V46L196 45V47H201V45ZM211 44H213V43H211ZM216 44H217V42H216ZM236 44V43H235ZM198 45H200V46H198ZM8 46V45H7ZM144 46V45H143ZM146 46V45H145ZM194 46L193 47H191L192 49L194 48ZM203 46H206V48H207V44L206 45H202V47ZM262 46V45H261ZM135 47V46H134ZM147 47V46H146ZM145 47V48H146ZM163 47V45L161 46V48ZM238 47V46H237ZM236 47V48H237ZM6 48V47H5ZM107 48V47H106ZM143 48V47H142ZM205 48V49H206ZM213 48V47H212ZM214 48H215V46H214ZM224 48V47H223ZM222 48V49H223ZM3 49V48H2ZM12 49V48H11ZM128 49V48H127ZM194 49H198V48H194ZM216 49L218 50V52H214V50L212 49V52H214L215 54H221V53H219V48H217L216 47ZM111 50V49H110ZM151 50V49H150ZM170 50H171V52H170ZM198 50H200V49H198ZM210 50V49H209ZM233 50V49H232ZM240 50V49H239ZM3 51H5L4 49H3ZM9 51V50H8ZM152 51V50H151ZM196 51V50H195ZM220 51H222V50H220ZM224 51V50H223ZM222 51V53H225L227 50H225V52H223ZM236 51V50H235ZM0 52H2V50L0 49ZM49 52V51H48ZM90 52V51H89ZM138 52V51H137ZM198 52V51H197ZM200 52V51H199ZM202 52H203V50H202ZM202 52H200V53H202ZM210 52H211V50H210ZM228 52V51H227ZM2 53H6V52H2ZM2 53H0V55L2 54ZM58 53V52H57ZM60 53V52H59ZM132 53V52H131ZM149 53V52H148ZM155 53V52H154ZM157 53V52H156ZM173 53V55H175ZM11 54V53H10ZM55 54V53H54ZM151 54V53H150ZM211 54H213V53H211ZM5 55H7V54H5ZM5 55H3L2 57H5ZM15 55V54H14ZM36 55V54H35ZM167 55V54H166ZM200 55H202L201 57L203 58V59H200V56H198V58L200 59V61L199 62H203L204 63V61H202V60H205L206 61V63H207V61H208V63L209 64H211L210 62H211V60H213V59H211V57H209V54H207L208 55V57H209V60H208V57L207 56H205L204 54H200ZM214 55V54H213ZM210 55V56H212V58L214 57L215 58V56H216V58H217V55ZM13 56V55H12ZM11 56V57H12ZM37 56V55H36ZM48 56V55H47ZM50 56V55H49ZM119 56V55H118ZM158 56V55H157ZM159 56H161V55H159ZM219 56V55H218ZM235 56V55H234ZM171 57V56H170ZM232 57V56H231ZM13 58V57H12ZM23 58V57H22ZM20 59V64H18V62H17V65H18V68H17V70H16V72H14V77L15 78H17V79H24V77H25V79H26V77H28V79H32V80H35V81H40L41 79L42 80H45L47 77L49 78V79H51V80H53V81H55L54 83H57V82H69V81H71V78H73V77H71L70 75H71V73L74 71V70H76V69H81V68H86V66H88V65H83V66H78V65H73V64H71V65H67V64H62V63H56L55 62V66L53 67L54 68V70L53 71H49V70H47V69H45V68H43V67H37V65L36 66H34V64H36V63H34L33 64V61L31 60V58H26V57H24L23 59ZM64 58V57H63ZM95 58V57H94ZM166 58V57H165ZM167 58H169V57H167ZM166 58V59H167ZM206 58V59H205ZM59 59V58H58ZM66 59V58H65ZM152 59V58H151ZM189 59V58H188ZM195 59V58H194ZM211 59V60H210ZM230 59H232V58H230ZM238 59V58H237ZM8 60V59H7ZM15 61H18L17 59H14ZM14 60L12 61V62H14ZM52 60V59H51ZM55 60V59H54ZM136 60V59H135ZM141 60H142V58H141ZM163 60H165V59H163ZM233 60V59H232ZM235 60H236V58H235ZM234 60V61H235ZM1 61V60H0ZM39 61V60H38ZM149 61V60H148ZM210 61V62H209ZM236 61H238V62H240L241 61V63H242V61L243 60H241L240 59V61L239 60H236ZM132 62V61H131ZM137 62V61H136ZM147 62V61H146ZM213 62V61H212ZM245 62V61H244ZM243 62V63H244ZM49 63V62H48ZM134 63V62H133ZM144 63V62H143ZM150 63V62H149ZM237 63V62H236ZM84 64V63H83ZM89 64V67L87 68L88 70L89 69H95V68H100V67H102V66H106L107 64H110V65H112V66H114V68H116L117 69V71H119V79L120 80H125V79H130L131 78V76H133V74H132V72L133 71H130V69L131 70H133V67L132 68H130L129 70H128V66H129V64L128 63H125V62H123L122 63V61H121V63H120V61L119 60H115V59H112V60H110L109 61V59H103V58H101V57H99V58H96L92 63H88ZM167 64V63H166ZM191 64V63H190ZM228 64V63H227ZM240 64V63H239ZM246 64V63H245ZM12 65V64H11ZM16 65V66H17ZM54 65V64H53ZM80 65H82V63L80 64ZM128 65V66H127ZM138 65V64H137ZM137 65H135V67H134V72H135V70H136V68H140L139 67V65L137 66ZM141 65V64H140ZM145 65V64H144ZM147 65V64H146ZM146 65H145V67H146ZM153 65V64H152ZM215 65V64H214ZM220 65V64H219ZM231 65V64H230ZM93 66H95L94 68H91V67H93ZM107 66H109V65H107ZM149 66V65H148ZM154 66V65H153ZM203 66H204V64H203ZM211 66V65H210ZM222 66V65H221ZM14 67V66H13ZM144 67V68H145ZM152 67V66H151ZM150 67V68H151ZM174 67V66H173ZM241 67V66H240ZM243 67H244V65H243ZM142 68V67H141ZM154 68V67H153ZM195 68V67H194ZM172 69V68H171ZM14 70V69H13ZM85 70V69H84ZM82 71V70H81ZM139 71H140V69H139ZM142 71H145V70H142ZM189 71V70H188ZM219 71V70H218ZM11 72V71H10ZM90 72V71H89ZM171 72V71H170ZM12 73V72H11ZM74 73V72H73ZM93 73V72H92ZM101 73V72H100ZM7 74V73H6ZM96 74V73H95ZM98 74V73H97ZM117 74V75H118ZM150 74V73H149ZM154 74V73H153ZM229 74V73H228ZM7 75H9V74H7ZM73 75V74H72ZM190 75V74H189ZM188 75V76H189ZM70 76V77H69ZM89 76V75H88ZM98 76H100V75H98ZM139 76V75H138ZM153 76V75H152ZM9 77H11L10 75H9ZM8 77V78H9ZM75 77V76H74ZM153 77H156V76H153ZM221 77V76H220ZM45 78V79H44ZM47 78V79H48ZM98 78V77H97ZM239 78V77H238ZM74 79V78H73ZM136 79V78H135ZM154 79V78H153ZM236 79V78H235ZM99 80H101V78L99 77ZM133 80V79H132ZM157 80V79H156ZM159 80V79H158ZM161 80V79H160ZM221 80V79H220ZM234 80V79H233ZM239 80V79H238ZM28 81V80H27ZM130 81V80H129ZM2 83V82H1ZM18 83H20V82H18ZM26 83V82H25ZM35 83V82H34ZM40 83V82H39ZM39 83H38V87H40L39 86ZM238 83V82H237ZM18 85V84H17ZM119 85V84H118ZM241 85V84H240ZM12 86V85H11ZM31 86L32 85H30V88H31ZM34 86H37L36 84L34 85ZM53 86V85H52ZM69 86V85H68ZM113 87H108V88H106L107 86H104L103 85V89L102 90H99V94H104V96H105V94H109V95H111L112 93H118V94H120L121 96H123V97H126V96H128V97H131V96H134V97H136V98H138V99H140L141 101H143V102H154V101H158V102H160L159 100H161L162 98H164L165 97V95H163V92H162V96H164V97H161L160 96V92H155V90H150V89H148V90H144V88H143V92H140L139 94H138V89H136V88H134V92L133 91H130V89H125V88H123V87H121V88H117V86L116 87H114V85H112ZM128 86V85H127ZM135 86V85H134ZM133 86V87H134ZM149 86V85H148ZM157 86V85H156ZM3 87V86H2ZM59 86H56V87H54V89L55 88H58ZM79 87V86H78ZM102 87V86H101ZM126 87V86H125ZM133 87H131V88H133ZM136 87V86H135ZM147 87V86H146ZM152 87V86H151ZM166 87V86H165ZM5 88V87H4ZM10 88V87H9ZM8 88V89H9ZM16 88V87H15ZM53 88V87H52ZM72 88V87H71ZM138 88V87H137ZM156 88H159V87H156ZM7 89V90H8ZM54 89H49L48 88V86L47 87H42V89H40V88H36V92L37 91H39V94H40V97H39V102H38V100H36L37 101V104H36V106H33V107H35V109L36 108H41V110L39 111V112H28V113H26L27 115H24L23 114V116H21V113H20V117L18 116V114L17 113H13V112H11L10 111V109H9V107H5L3 104V102L2 101H4V100H2V99H0V108L1 109H4V107H5V110L7 111V109L6 108H8L9 110H8V112L10 111V113H12V115L14 114L15 116H13L14 118L17 116V120H14V118L12 117V121H11V118L9 117V119H8V117L7 118H5L6 120H8L7 122L6 121H1V123L2 124H4L5 126L2 128V129H5V131L7 132V133H10V135H12L13 137H12V139L11 138H9V136H7V138L8 139H1V137H0V153L2 152V153H4L5 154V156H4V159H6V155H8V159L7 160H9L8 162H12V164L11 163H9V164H11V165H13V162H15L16 163V159H17V161L19 162V160H18V158L21 156V155H23V152L26 154V152L25 151H23V150H25V149H23V150H21V155L19 154V156L16 158V156L14 157V155L13 156H10L11 155V152L13 153V152H15L16 150H20V148H18V147H20L19 145H20V143H21V141H23L24 140V138H31L33 141H34V146H32V147H30V148H33L31 151L33 152V153H31V156H32V158L31 159H33V161H34V164H33V161H32V166H30L31 164H30V161H31V159H30V161L28 162L29 164V166L31 167V170H29L30 171V173L31 174H29V177H28V174H27V176H26V174L25 175H23V174H21L22 176H23V178H24V176H26V178L28 179L27 181H29V182H27V183H30V184H35V183H42V185L43 184H45L46 185V187H47V185H49L50 187L51 186H58V187H60L61 189H63V188H65L66 190H67V188H68V190L70 189L74 194H75V196H78V197H82L83 199L85 198H87V199H91L94 203H96V204H99V206H100V209L102 210V211H104V214H105V212H107L106 214L107 215H109V217L107 216V218H102L101 217V221H103V224H104V222H106V221H110L111 219L112 220H116V221H121V222H123V223H126L127 225H129V226H131L132 228H139V230L140 231H137V232H135V233H133V236H135V235H138V234H142L143 232H146V231H148V232H154V234H156V237L157 236H160V237H158V238H160L161 240H163L162 238V233H164V234H166V233H168L169 235H170V233H171V236H168V237H170V238H172V235L174 236L173 238H175V240L177 241V242H175V243H172V244H175L174 246L173 245H168V246H165V245H158L157 246V249H158V251H156V249L154 250L153 249V251H151V250H149V253H147V255H148V257H149V255L151 254V253H153L154 251H156V254H157V252H158V254L160 253V254H162V256L164 257V256H175V255H181V254H187L188 252L191 254V252H190V250L192 251V249H189V247L187 246V245H185L188 241L187 240H189V239H184L183 238V234L185 233V232H187V234L189 233L190 235H193V239H192V243H194L193 241H195L196 243H201V242H203L204 243V239H207L208 238V240L210 239V240H216V239H224V238H227V240H228V238H230L229 239V241L227 242L229 245H226L227 247L226 248H228L229 246V248H237L238 247V249H239V247H241L242 249H244V250H246L248 247H250V245H254L255 243H259V244H264V230L262 229V228H264L263 226L260 228V227H258V226H254V225H252L251 223H248V224H250V225H248V224H244V223H240V224H243V225H241V226H239L238 224H236L235 222H232L230 219H227V220H223V221H221L220 223H218L217 224V222H214V223H216V224H214V223H212V219H211V217L209 216V217H207L208 215H209V213H208V215L207 214H205L206 212H208V211H206L205 210V213H202L201 211H202V209L201 208H203V207H201L200 209V212H201V214H199V212L197 211V209H199V208H197L196 209V211L198 212V214L199 215H201V217H205L204 215L202 216V214H205V215H207L206 216V218H209L210 220H211V224L210 223H208V222H206V221H204V220H202L203 221V223L201 222V221H198V220H200V219H202V218H200V219H197L196 217H195V219H197V221H195V220H191V219H188V217H192V216H194V210L195 209H193V211L191 210L192 208H193V206L191 207V206H188V203H187V205H182V203L181 204H170V203H168L167 201H163L164 199H170V198H172V195L173 194H170V193H175V188L177 189L179 186H183V184L185 183V181L186 180H188L189 178L188 177H186L185 176V178H187L186 180H185V178H183L184 177V174L182 175V176H180V175H172V174H156V173H152V171H155V168L154 169H146V171H148L150 174H148V176H145L144 174V176L143 175H141V174H139V175H141L140 177L138 176V178H133V177H129L126 173V175H127V177L123 174V176L124 177H122V176H120V175H122V174H120L119 173V169H115L110 163H107L105 160H104V158H101V157H97V155L96 156H92L91 157V160H92V164L90 165V164H88V165H83V164H80L81 166H71V167H69V165H68V167H66V166H62L64 163H60V161H58V160H56V158H54V157H52V153H54L55 154V152L54 151H56V150H58L57 148L58 147H55L54 145H51L49 148H48V151L51 153H49V152H47V154L49 153V155H47L46 157H42V155L41 156H39V155H37V154H35V153H38L39 154V152H37V150H36V148L38 147V146H40V141H41V134H42V132H44V131H48V130H53V129H58L59 130V132H61L60 134H58L57 135V137L59 138L60 136H62V137H64L63 135H65L64 133H62V132H64L66 129H69V128H72V129H76V125L71 121L72 119H70L71 117L73 118L74 116H71L70 115V113L71 112H73V111H75V110H73V109H71V112L69 113V110L66 112L65 111V109H60V108H58L57 107V104H60V106H62L61 105V102L59 103V102H57V101H51L50 100V102L48 101H46V99L44 98H42V95L43 94H48L49 92H54V91H56V90H54ZM59 89V88H58ZM70 89V88H69ZM100 89V88H99ZM165 89V88H164ZM167 89H170V87H168ZM166 89V90H167ZM189 89V88H188ZM187 88H185L184 87V90H188ZM12 90V89H11ZM32 90V89H31ZM31 90H29V91H31ZM34 90V89H33ZM68 90V89H67ZM161 90V89H160ZM190 90H191V88H190ZM40 91H41V93H40ZM69 91V90H68ZM71 91H73L72 89L70 90V92ZM163 91H165V90H163ZM172 91V90H171ZM18 92V91H17ZM63 92V91H62ZM85 92H86V90H85ZM168 92V91H167ZM5 93V92H4ZM20 93V92H19ZM83 93V92H82ZM169 93V92H168ZM31 94H33V96H34V94L35 93H33V92H31ZM52 95H54L53 93H51ZM61 94V93H60ZM59 94V95H60ZM4 95V94H3ZM15 95V94H14ZM37 95V94H36ZM62 95V94H61ZM116 95V94H115ZM2 96V95H1ZM56 96V95H55ZM58 96V95H57ZM103 96V97H104ZM107 96V95H106ZM118 95H116V97H117ZM221 96V95H220ZM236 95H234V97H235ZM23 97H25V96H23ZM37 96H35L34 97V99L36 98ZM97 97H98V95H97ZM169 97V96H168ZM65 98V97H64ZM109 99H112V98H110V97H108ZM118 98V97H117ZM122 98V97H121ZM211 98V97H210ZM217 98V97H216ZM216 98H214L212 101H204V100H198V99H200V98H197V100H194V98H193V100L192 101H190V102H186L185 104H179L178 103V105L180 106V111H181V113L183 114V115H185L186 117H193V118H200L201 120H202V118L203 117H210V116H212V117H217V118H222V117H226L227 118V116H229V115H231L232 114V110L231 109H229V108H227L224 104H220L219 102H217V100H218V98L216 99ZM23 99V98H22ZM59 99V98H58ZM131 99V98H130ZM135 99V98H134ZM167 98H165V99H162V102L164 103V101L166 100ZM169 99V98H168ZM230 99H232V97H230ZM235 99H236V97H235ZM94 100V99H93ZM114 100H115V98H114ZM8 101V100H7ZM62 101H64V100H62ZM67 102H68V100H66ZM89 101V100H88ZM9 102H11V101H9ZM100 102V101H99ZM116 102V101H115ZM174 102V101H173ZM173 102H169V103H173ZM178 102V101H177ZM95 103V102H94ZM101 104H100V106L97 104V107H100L101 108V106L103 105L104 107L107 105L108 106V104H106L105 105V103H111V101H105V102H100ZM163 103L161 104V105H163ZM168 102H167V104H169ZM13 104V103H12ZM35 104V103H34ZM63 104V103H62ZM125 104V103H124ZM144 104V103H143ZM165 105H166V101H165V103H164ZM173 104H175V102L173 103ZM75 105V104H74ZM92 105V104H91ZM178 105H177V109H179L178 108ZM226 105H228V104H226ZM65 106H66V103H65ZM68 106V105H67ZM70 106V105H69ZM155 106H157L156 105V103H155ZM159 106H160V104H159ZM167 106V105H166ZM170 106V105H169ZM176 106V105H175ZM248 106V105H247ZM12 107V106H11ZM73 107V106H72ZM124 107V106H123ZM38 108V109H39ZM68 108V107H67ZM88 108V107H87ZM92 108V107H91ZM106 108V107H105ZM109 108V107H108ZM15 109V108H14ZM34 109V108H33ZM102 109V108H101ZM246 109V108H245ZM13 110V109H12ZM14 111V110H13ZM21 110H19V112H20ZM31 111V110H30ZM37 111V110H36ZM112 111V110H111ZM137 111V110H136ZM148 111V110H147ZM153 111V110H152ZM246 111V110H245ZM244 111V115L241 117L240 116V118L239 119H237L238 121H240V120H242L243 122H249V123H258L260 120H257L253 115L251 116V115H249L248 114V111H247V113ZM249 111H250V109H249ZM252 111V110H251ZM95 112V111H94ZM150 112V111H149ZM233 112H234V110H233ZM236 112H238L237 110H236ZM236 112H234V113H236ZM240 112H241V110H240ZM239 112V113H240ZM243 112V111H242ZM1 113L2 112H0V118L2 117V115H3V117H6V116H4L5 115V113L4 114H2L1 115ZM10 113H7L8 115L10 114ZM65 113H69V114H65ZM85 113V112H84ZM245 113L246 114H248V115H246L245 116ZM249 113H251V112H249ZM17 114V115H16ZM63 114H65L66 116H71L70 118L69 117H62L63 116ZM72 114V113H71ZM73 114H76V115H78L79 114V112H76L75 111V113H73ZM87 114V113H86ZM131 114V113H130ZM147 114V113H146ZM158 114V113H157ZM64 115V116H65ZM75 115V116H76ZM79 115H81V114H79ZM84 115V118H86V116H85V114H82L81 116H83ZM10 116H11V114H10ZM99 116V115H98ZM103 116V115H102ZM132 116V115H131ZM150 116V115H149ZM232 116H235L234 114L232 115ZM237 116V115H236ZM239 116V115H238ZM237 116V117H238ZM89 117V116H88ZM88 117H87V119H88ZM94 117V116H93ZM231 117V116H230ZM229 117V118H230ZM137 118H138V116H137ZM236 118V117H235ZM1 119H3L4 120V118H1ZM156 119V118H155ZM159 119V118H158ZM189 119H191V118H189ZM195 119V120H196ZM152 120V119H151ZM175 120V119H174ZM200 120V121H201ZM9 121H11L9 124H8V122ZM136 121V120H135ZM141 121V120H140ZM139 121V122H140ZM144 121V120H143ZM142 121V122H143ZM148 121V120H147ZM197 121V120H196ZM199 121V120H198ZM4 122H6L7 123V125L4 123ZM142 122H140V123H138V125L139 124H141V125H143L144 126V124H142ZM145 122V121H144ZM149 122L150 123H152L150 120H149ZM155 122H156V120H155ZM242 122V123H243ZM146 124H149L148 122H145ZM222 123V122H221ZM239 123V122H238ZM241 123V125L243 126V124ZM248 123V124H249ZM259 123H261V121L259 122ZM158 124V123H157ZM203 124V123H202ZM201 123H200V125H197V126H202V127H204L203 125H202ZM247 124V123H246ZM248 124H247V127H248ZM263 124V123H262ZM128 124H126V126H127ZM140 125V126H141ZM207 125V124H206ZM206 125H205V127H206ZM251 124H249V126H250ZM254 125H256V124H254ZM0 126H1V124H0ZM3 126V125H2ZM1 126V127H2ZM83 126H87V125H83L82 124V127ZM89 126H91V125H89ZM131 126V125H130ZM134 126V125H133ZM137 125H135V127H136ZM165 126H167V125H165ZM244 126H246V125H244ZM264 126V125H263ZM123 127V126H122ZM139 127V126H138ZM146 127V126H145ZM162 127V126H161ZM168 127V126H167ZM204 127V128H205ZM231 127V126H230ZM246 127V128H247ZM169 128V127H168ZM204 128H200V130L201 131H206ZM132 129V128H131ZM135 129H137V127L135 128ZM134 129V130H135ZM162 129H164V126H163V128ZM166 129V128H165ZM219 129H222V128H220L219 127ZM239 129V128H238ZM125 130H127V129H125ZM142 130H145V129H142ZM169 130V129H168ZM187 130V129H186ZM226 130V129H225ZM233 130V129H232ZM109 131V130H108ZM129 131V130H128ZM213 131V130H212ZM238 131V130H237ZM240 131V130H239ZM139 132H143V133H134L133 131L132 132H129V133H127V135H124V132H123V134H122V131H121V134L122 135H124V136H120L119 137V134L116 136L115 135V137L114 138H116L115 140H114V138L113 137H111L110 139H112V140H114V141H109V140H107L108 138H105L106 140H107V142L104 144H102L101 142V140H104V137H103V139H101L100 140V143L102 144V148H104V149H106V148H108V149H112L111 147H119V146H121V149H124V150H126V152L127 151H135V150H137V149H135L136 148V146H141L142 148L141 149H138V150H140V152H141V154H143L144 152H146V151H144V150H149V149H152V148H154V145H158V144H160V145H163L164 143H165V141L166 140H168V141H170V142H178V143H180V145H183V144H186L185 145V147L186 148H184L183 146V148H184V150L186 151V152H188L187 154H189V150H188V148H190V147H187V138H180V140L179 139H177L176 137V139H174V137L173 138H170V137H168V136H166V135H164L163 133H157V132H148L147 131V133L145 132V131H141V129H139ZM182 132V131H181ZM207 132H209V131H207ZM260 132V131H259ZM12 133V134H11ZM172 133V132H171ZM180 133V132H179ZM236 133V132H235ZM264 133V132H263ZM106 134V133H105ZM208 134V133H207ZM225 134V133H224ZM232 134V133H231ZM227 135H228V133H227ZM0 136H3V135H0ZM101 136H103V135H101ZM105 136V135H104ZM110 136V135H109ZM112 136V135H111ZM126 136V137H125ZM226 138V141L229 139H231L232 141L234 140L233 138L234 137H227L226 135H224ZM233 136H236V135H233ZM5 137V136H4ZM11 137V136H10ZM185 137V136H184ZM240 137V136H239ZM3 138V137H2ZM57 138V139H58ZM101 138V137H100ZM224 138V137H223ZM228 138V139H227ZM238 138V137H237ZM236 138V139H237ZM64 139L66 140V138L64 137ZM64 139H62V141L64 140ZM92 138H90V140H91ZM184 139H186L187 141L185 142V141H183ZM220 139H222V138H220ZM244 139V138H243ZM228 140V141H229ZM230 140V141H231ZM97 141H99V140H97ZM96 139L94 140L93 139V141H87L86 140V142H84V145L83 146H85V145H87V147L88 148H91V146H93L94 145V147H95V145L97 144L96 142ZM231 141V142H232ZM104 142V141H103ZM147 142H150L149 144L147 143ZM167 142V141H166ZM204 142V141H203ZM234 142V141H233ZM246 142V141H245ZM67 143H68V141H67ZM99 143V142H98ZM100 143H99V145H100ZM189 143H190V141H189ZM14 144L15 145H17L15 148H17V149H15V151H13L14 149H12L11 147H14ZM141 144V145H140ZM192 144V143H191ZM204 144H206V143H204ZM166 145V144H165ZM176 145H178V144H176ZM179 145V146H180ZM11 146V147H10ZM90 146V147H89ZM98 146V144L96 145V147ZM192 146H194V145H192ZM212 147H216V146H218V145H211ZM86 147V146H85ZM167 147V146H166ZM176 147V146H175ZM29 148V147H28ZM101 148V147H100ZM161 148V147H160ZM181 148V147H180ZM41 149V148H40ZM142 149H144L143 150V152H142ZM157 149V148H156ZM159 149V148H158ZM165 149V148H164ZM171 149H172V146H171ZM247 149V148H246ZM29 150V149H28ZM100 150V149H99ZM113 151H117V150H120V149H112ZM137 150V151H138ZM192 150V149H191ZM43 151V150H42ZM112 151V152H113ZM122 151V150H121ZM120 151V152H121ZM149 151H151V150H149ZM197 151V150H196ZM224 151H226L227 152V154L228 155H230V156H233L234 157V159H239V160H242V158L243 157H241V155L240 154H233L230 150H229V152H228V149L227 150H224ZM223 151V152H224ZM20 153L19 151H16V153ZM125 152V151H124ZM140 152H137V153H140ZM185 152V153H186ZM198 152V151H197ZM225 152V153H226ZM247 152V151H246ZM251 152V151H250ZM17 153V154H18ZM27 153H29V152H27ZM78 153V152H77ZM95 153V152H94ZM128 153V152H127ZM136 153V152H135ZM164 153V152H163ZM184 153V154H185ZM190 153H192V152H190ZM207 153V152H206ZM53 154V156H56V155H54ZM92 154H93V152H92ZM101 154V153H100ZM106 154V153H105ZM112 154V153H111ZM132 154V153H131ZM165 154V153H164ZM183 154V155H184ZM192 154H195L194 152L192 153ZM191 154V155H192ZM26 155H28V154H26ZM25 155V156H26ZM78 155V154H77ZM134 155H136V154H134ZM190 155V154H189ZM196 155V154H195ZM208 155V154H207ZM259 155V154H258ZM30 156V155H29ZM29 156H27V157H29ZM30 156V157H31ZM43 156H44V154H43ZM106 155H104V157H105ZM166 156V155H165ZM1 157V156H0ZM23 157V156H22ZM22 157H20V158H22ZM108 157V156H107ZM184 157V156H183ZM186 157V156H185ZM2 158L3 157H1V160H2ZM123 158H124V156H123ZM208 158V157H207ZM211 158H213V157H211ZM258 158V157H257ZM23 159H26V158H23ZM23 159H20V160H23ZM29 159V158H28ZM28 159H27V161H28ZM192 159V158H191ZM206 159V158H205ZM214 159V158H213ZM7 160H5V161H3L2 162V164H0V165H3L2 167H4V165L6 166V164H7V166L9 165L8 163H6L5 164V162L7 161ZM172 160V159H171ZM207 160V159H206ZM23 161H25V160H23ZM105 161V162H104ZM123 161V160H122ZM216 161V160H215ZM22 162V161H21ZM147 162V161H146ZM151 162V161H150ZM260 162V161H259ZM1 163V162H0ZM171 163V162H170ZM194 163V162H193ZM212 163V162H211ZM214 161H213V165H214ZM216 163H217V161H216ZM221 163V162H220ZM17 164V163H16ZM122 165H123V163H121ZM130 164V163H129ZM133 164V163H132ZM11 165H10V167H11ZM15 165V164H14ZM18 165V164H17ZM21 167H17V168H22V167H24V165L22 166L21 164H19ZM18 165V166H19ZM83 165V166H82ZM131 165V164H130ZM136 165V164H135ZM168 166H169V164H167ZM175 165H176V163H175ZM174 165V166H175ZM180 165H181V163H180ZM196 165V164H195ZM200 165V164H199ZM7 166H6V171H4V172H2L3 174L5 173V172H8V175H9V173H10V170H8L7 171ZM29 166H28V168L27 169H30L29 168ZM144 166V165H143ZM173 166V165H172ZM217 166V165H216ZM1 167V166H0ZM1 167V169H2V171H3V168ZM9 167V168H10ZM27 167V166H26ZM120 167V166H119ZM118 166H117V168H119ZM126 167V166H125ZM134 167V166H133ZM179 167V166H178ZM184 167V165L182 166V168ZM186 167H189V166H186ZM213 167V166H212ZM218 167H220V166H218ZM13 168V167H12ZM121 168V167H120ZM126 168H129V166L128 167H126ZM136 168V167H135ZM149 168V167H148ZM153 168V167H152ZM173 169H174V167H172ZM180 168V167H179ZM192 168V167H191ZM208 168V167H207ZM210 168V167H209ZM214 168H215V166H214ZM1 169H0V172H1ZM122 169V168H121ZM171 169V168H170ZM177 169V167L175 168V170ZM181 169V168H180ZM184 169V168H183ZM183 169H182V171H183ZM196 169V168H195ZM202 169H205V168H202ZM17 170H19V169H17ZM16 170V171H17ZM123 170H124V167H123ZM128 170V171H127ZM130 170L131 169H126L125 171H127V172H130ZM185 170V169H184ZM205 170H208V169H205ZM210 170V169H209ZM217 170V169H216ZM21 171V170H20ZM22 171H23V168H22ZM21 171V173H24V172H22ZM24 171L25 172H28L29 173V171H26L25 170V167H24ZM139 171V173L141 172H143L144 173V171L145 170H138ZM188 171V170H187ZM195 173L193 174V172H190V170H189V172L191 173L190 175L188 174H186L185 173V175H187V176H190V186H191V175L193 174V176L194 177H197V175H199V173L201 172V174L199 175V176H201V175H205V171H202L201 169L199 170V169H196V170H193ZM198 171V172H197ZM12 172V171H11ZM173 172H174V170H173ZM204 174H203V173ZM212 171H210V173H211ZM216 172V171H215ZM215 172H213V173H215ZM123 173H124V171H123ZM136 173V172H135ZM134 173V170H133V174H135ZM138 173V172H137ZM160 173V172H159ZM171 173H172V171H171ZM197 173V174H196ZM11 174V173H10ZM16 173H14L13 174V176H14V178L15 177H19V176H16L15 175ZM128 174H130V173H128ZM146 174H147V172H146ZM222 174V173H221ZM263 174V173H262ZM18 175H19V173H18ZM20 175V177H22ZM57 175V176H56ZM62 175V176H61ZM132 175V174H131ZM196 175V176H195ZM6 176H7V173H6ZM35 176V177H34ZM198 176V177H199ZM202 176V177H203ZM4 177H5V174H4ZM3 177V178H4ZM12 177V175L9 177V176H7V178H9V179H7L8 181H10V182H12V180L14 179H12L11 178ZM19 177V178H20ZM136 177V176H135ZM26 178H24V179H22L23 180V184L25 183V181H26ZM262 178V177H261ZM264 178V177H263ZM262 178V179H263ZM12 179V180H11ZM3 180V179H2ZM5 180V179H4ZM14 180H18V178L16 179H14ZM22 180L20 181V180H18V183H19V181L20 182H22ZM0 181H1V179H0ZM8 181H6L5 180V182H8ZM263 181V180H262ZM5 182H3V184L5 183ZM10 182H8V183H10ZM192 182H194V180L192 181ZM7 183V184H8ZM13 183H15V184H17L16 182H13ZM188 183V182H187ZM6 184V183H5ZM11 184V183H10ZM9 184V185H10ZM14 184V185H15ZM36 184V185H37ZM189 184V183H188ZM198 184V183H197ZM197 184H194L193 185V183H192V187L194 188V186H196ZM26 185V183L24 184V186ZM44 185V186H45ZM185 185H186V183H185ZM6 185H2V184H0V210L2 209V210H5V211H7V212H10L11 214L12 213H14L13 214V217L14 216H16L17 214H19V213H22V212H24V211H27L28 212V214H26L27 216H30V217H32V220H33V226H31L32 227V229H30V231L32 230V232L34 233V231H35V233L37 232V229H39L40 227H49V226H52L51 224H52V220H53V218L51 219V221L49 220V219H45L46 217L48 218V215H44V214H46L45 213V209H44V206L42 205L45 201H47V200H53V202H57V201H54L55 200V195H53V194H51V193H46L45 191H46V188L44 189V187L42 186V188H43V190H39L38 188H37V186H36V189H34L33 191H35V192H26V191H24V189L23 190H21V189H18V188H20V187H17L16 186V188H15V186H14V188L12 187V189H10L9 187H5ZM19 186H21V185H19ZM28 186V185H27ZM34 187H35V185H33ZM33 186H31V187H33ZM41 186V185H40ZM200 186H202V184L200 185ZM214 186V185H213ZM219 186H221V185H219ZM11 187V186H10ZM39 187V186H38ZM52 187V188H53ZM58 187L56 188L57 190H58ZM189 187V186H188ZM197 187H199V184H198V186ZM217 187V186H216ZM27 188V187H26ZM40 188V187H39ZM179 188H181V187H179ZM178 188V189H179ZM184 188V187H183ZM189 188H191V187H189ZM199 188H201V187H199ZM199 188L197 189V190H199ZM208 188H213V187H206V191H202L203 192V194L205 195V193L206 192H208L209 190H211V189H208ZM27 189H30V188H27ZM27 189H25V190H27ZM55 189V190H56ZM65 189H63V190H61V191H64ZM171 189V190H170ZM195 189V188H194ZM195 189V190H196ZM203 189V190H204ZM207 189H208V191H207ZM221 189V188H220ZM60 190V189H59ZM69 190V191H70ZM146 190V191H145ZM148 190V191H147ZM149 190H151L150 192H149ZM154 190H156V191H154ZM192 190V189H191ZM196 190V191H197ZM51 191V190H50ZM176 191H178V190H176ZM182 192H183V190H181ZM194 191V190H193ZM196 191H194V192H196ZM199 191H201V190H199ZM212 191H213V189H212ZM60 192V191H59ZM192 192V191H191ZM205 192V193H204ZM215 192V191H214ZM217 192H218V190H217ZM159 193H161V194H163L162 196H159L158 194ZM177 193V192H176ZM180 194H183V193H181V192H179ZM196 193H198V191L196 192ZM200 194H202L201 192H199ZM213 193V192H212ZM257 193V192H256ZM259 193V192H258ZM263 193V192H262ZM57 194H58V192H57ZM56 194V195H57ZM60 194V193H59ZM59 194H58V196H59ZM61 194H63L64 196H65V194L62 192ZM160 194V195H161ZM179 194V195H180ZM199 194V195H200ZM210 194H211V191H210ZM215 194V193H214ZM63 195L61 196V197H63ZM197 195V194H196ZM207 195V194H206ZM205 195V197H207ZM212 195V194H211ZM211 195H210V197H211ZM216 195V194H215ZM217 195H220L221 196V193L219 192ZM216 195V196H217ZM178 196V195H177ZM213 197L214 199L215 198H217V197ZM220 196H218V197H220ZM263 196V198H264V195H262ZM65 197H68V196H65ZM179 197V196H178ZM184 197V196H183ZM200 197V196H199ZM202 197V196H201ZM259 197V196H258ZM185 198V197H184ZM221 198V197H220ZM263 198H262V200H263ZM58 199H59V197H58ZM74 199V198H73ZM179 199V198H178ZM207 199V198H206ZM209 199V198H208ZM217 199H219V198H217ZM216 199V200H217ZM63 201H67V198H64L63 197V199H62ZM69 201L71 200V199H68ZM75 200V199H74ZM180 200V199H179ZM178 200V201H179ZM198 200V199H197ZM202 200H203V198H202ZM205 200V199H204ZM211 200V199H210ZM213 200V199H212ZM215 200V201H216ZM252 200V199H251ZM261 200V199H260ZM59 201V200H58ZM68 201V202H69ZM80 201H81V199H80ZM182 201V200H181ZM181 201H179V202H181ZM186 201V200H185ZM185 201H184V204H185ZM208 202H210L209 200H207ZM218 201V200H217ZM253 201V200H252ZM50 202V201H49ZM60 202V201H59ZM62 202V201H61ZM75 202V201H74ZM199 202V201H198ZM208 202H207V204H208ZM213 202L214 201H212V205H213ZM261 202H263V201H261ZM261 202H259L258 201V203H261ZM48 203V202H47ZM51 203V202H50ZM64 203V202H63ZM66 203V202H65ZM64 203V204H65ZM71 203V202H70ZM76 203V202H75ZM87 203V202H86ZM190 203V202H189ZM216 203V202H215ZM214 203V205L216 206V204ZM254 203H256V202H254ZM52 204V203H51ZM60 204V203H59ZM202 204V203H201ZM204 202H203V204L201 205V206H204ZM218 204L220 205L221 203H219L218 202ZM241 204V203H240ZM263 203H261V205H262ZM41 205V206H40ZM54 205V204H53ZM56 205H58V203H56ZM63 205V204H62ZM69 207H67V209H68V211L70 210L69 208L71 207L72 208V205H69V204H67ZM79 205H81V204H79ZM78 205V206H79ZM87 205V204H86ZM192 205V204H191ZM219 205H217L216 207H218ZM247 204H245V206H246ZM49 206V205H48ZM59 206H61V204L59 205ZM200 206V205H199ZM207 206H209V204L208 205H206V207ZM254 206V205H253ZM258 206V205H257ZM262 206H264V205H262ZM64 207H65V205H64ZM86 207V206H85ZM90 207V206H89ZM220 207V206H219ZM239 207V206H238ZM242 207V206H241ZM259 207H261V206H259ZM48 208V207H47ZM50 208H52V207H50ZM62 208V207H61ZM74 208V207H73ZM72 208V209H73ZM79 208V207H78ZM77 208V209H78ZM92 208V207H91ZM240 208V207H239ZM256 207H254L253 209H252V211L256 214L257 213V210L255 209ZM264 208V207H263ZM66 209V210H67ZM83 209H84V207H83ZM87 209V208H86ZM206 209H208V208H206ZM211 209V208H210ZM215 209V208H214ZM213 209V210H214ZM218 209H220V208H218ZM257 209H259V208H257ZM61 210H63V209H61ZM65 209L63 210L64 211V215H66L65 214V211H66ZM79 210H82L81 208H79L78 209V213H80L79 212ZM88 210H89V208H88ZM99 210V209H98ZM221 210H222V207H221ZM241 210H243L242 208H241ZM245 210V209H244ZM248 210L250 211V208H248ZM248 210H246V211H248ZM261 211H262V209H260ZM44 211V212H43ZM51 211V210H50ZM74 211H75V209H74ZM83 211V213L85 212L84 210H82ZM211 211H212V209H211ZM215 211L216 212H218L216 209H215ZM214 211V212H215ZM245 211V212H246ZM260 211V212H261ZM264 211V210H263ZM30 212V213H29ZM77 212H75V213H73V215L74 214H76ZM90 212V211H89ZM190 212H192L191 214H193L192 216H190V214H189V216H187V215H184V213H190ZM239 212L242 214V212L239 210ZM260 212H258V214L260 215ZM69 213H71V212H69ZM77 213V214H78ZM253 213V214H254ZM263 214H264V212H262ZM9 214V213H8ZM54 214V213H53ZM76 214V215H77ZM89 214V213H88ZM196 214V216H197V213H195ZM211 214H212V212H211ZM210 214V215H211ZM241 214H240V217L242 218V216H241ZM243 214H245L244 212H243ZM248 214V213H247ZM249 214H251L250 212H249ZM257 214V215H258ZM263 214H261V215H263ZM80 216L81 215H84V214H82V213H80L79 214ZM198 215V216H199ZM217 214L215 213V216H216ZM257 215H255V216H257ZM9 216V215H8ZM11 216V215H10ZM45 216V217H44ZM70 215H68V217H69ZM72 216V215H71ZM70 216V217H71ZM75 216V215H74ZM73 216V217H74ZM80 216H79V218H80ZM105 216V215H104ZM103 216V217H104ZM215 216H213L214 218H215ZM245 215H243V217H244ZM12 217V218H13ZM18 217H19V215H18ZM43 217V219H45V220H41V218ZM49 217H51V216H49ZM53 217V216H52ZM82 217V216H81ZM85 217V216H84ZM249 217V216H248ZM251 217H253V216H251ZM12 218H10V217H8V219H12ZM17 218V217H16ZM19 218H23V217H19ZM56 218V217H55ZM55 218H54V220H55ZM59 218V217H58ZM75 218V217H74ZM73 218V219H74ZM77 218V217H76ZM194 218V217H193ZM239 218V217H238ZM261 218V217H260ZM26 219V218H25ZM29 219V218H28ZM38 219H40V220H38ZM63 218H61V219H59V221H61ZM84 219V218H83ZM96 219V218H95ZM209 219H206V220H209ZM246 219V218H245ZM244 219V220H245ZM254 219V218H253ZM256 219H257V217H256ZM13 220H14V218H13ZM31 220V219H30ZM29 220V221H30ZM65 220H67V219H65ZM69 220H70V218H69ZM80 221H82V219H79ZM84 220H86V219H84ZM92 220V218H90V221ZM97 220V221H96ZM95 221H92L91 223H94L95 224V226H96V223L98 224V221H100V220H98V218L96 219ZM215 220V219H214ZM216 220H217V218H216ZM247 220V219H246ZM258 220V219H257ZM264 220V219H263ZM262 220V221H263ZM11 222H13L12 220H10ZM17 221H19V225L18 226H15V225H13L12 223H11V227H10V225L9 226H6V227H3V228H0V250L3 248L2 247V242L5 240V239H9V238H11V237H17V238H21V236L23 237V239L25 240V238H29V236L30 237H32L33 238V234L32 235H29L28 237H26L27 235H26V233L27 232H29L28 230V228L29 227H27V229H25L24 227H22V225H21V227H20V222H22L23 223V219H22V221H20V219L18 220L17 219ZM26 221V220H25ZM58 221V222H59ZM68 221V220H67ZM89 221V220H88ZM218 221V220H217ZM247 221H250V220H247ZM252 221V220H251ZM256 221V220H255ZM15 222V221H14ZM57 222V221H56ZM72 222V221H71ZM75 222V221H74ZM73 222V223H74ZM77 222V221H76ZM87 222V221H86ZM205 222V223H204ZM219 222V221H218ZM242 222V221H241ZM254 222V221H253ZM258 222V221H257ZM17 223V222H16ZM68 223H69V221H68ZM79 222H77V224H78ZM82 223V222H81ZM89 223V222H88ZM258 223H261V221H259ZM0 224H1V221H0ZM6 224H9L8 222L7 223H2V225H6ZM25 224V223H24ZM54 224V223H53ZM60 224V223H59ZM71 224V223H70ZM69 224V226H73L72 228L74 229V226H75V228H76V226H78L77 224L76 225H70ZM111 224H112V222H111ZM116 224H118L117 222H116ZM253 224H255V223H253ZM264 224V223H263ZM262 224V225H263ZM13 225V226H12ZM26 225V224H25ZM82 225V224H81ZM91 225V224H90ZM104 225H106V224H104ZM113 225V224H112ZM257 225V224H256ZM261 225V224H260ZM59 226H61V225H59ZM58 226V227H59ZM68 226V228H70L71 230H72V228L71 227H69ZM84 226H85V224H84ZM83 226V228H85V227H87L88 226V224H87V226H85L84 227ZM101 226H103V225H101ZM79 228H80V225L78 226ZM93 226L91 225V229H93V228H95V227H93ZM108 227V226H107ZM107 227H105L106 228V230H107ZM109 227H111V226H109ZM113 227V226H112ZM120 227V226H119ZM119 227H117V228H119ZM12 228H14V229H12ZM64 229H65V227H63ZM82 228V227H81ZM80 228V229H81ZM82 228V231H79V234H76V238H77V236H79L80 234V237L83 235V240H85V239H87V238H89V235L88 236H86V232H85V230ZM89 228V227H88ZM97 228V229H96ZM95 228V230H99L98 229V226ZM102 228H104V226L102 227ZM122 228H123V226H122ZM43 229V228H42ZM56 229H57V227H56ZM55 229V232H54V234L55 233H57L56 230ZM58 229H60V227L58 228ZM87 229V228H86ZM91 229H87V230H89V231H91V232H93ZM101 229V228H100ZM114 229V228H113ZM121 229V228H120ZM41 230V229H40ZM68 230V229H67ZM74 230H76V229H74ZM79 230V229H78ZM78 230H77V232H78ZM94 230V229H93ZM95 230H94V233H95ZM102 230V229H101ZM98 231L101 235H104V232L107 234V232L106 231ZM115 230H118V229H114V231ZM42 231V230H41ZM50 232H51V230H49ZM60 231H62L63 232V230H62V228L60 229ZM65 231V230H64ZM73 231V230H72ZM72 231H69L70 233L72 232ZM89 231H87V232H89ZM112 231V233H113V230H111V228H110V231L108 230V234H109V232H111ZM38 232L40 233V231L38 230ZM59 232V231H58ZM67 232V233H66ZM65 233L66 234H68V231H66ZM76 232V231H75ZM76 232V233H77ZM85 232V233H84ZM121 232H123V230L121 229V231H118V232H114V235H117L118 236V234H120ZM126 232V231H125ZM124 232V233H125ZM166 232V233H165ZM30 233V232H29ZM35 233H34V235H35ZM45 233V232H44ZM47 233H48V231H47ZM60 233V232H59ZM69 233V234H70ZM73 233V232H72ZM71 233V234H72ZM83 233V234H82ZM112 233H110V235L112 234ZM115 233H117V234H115ZM128 233V232H127ZM31 234V233H30ZM36 234H38V233H36ZM41 234H42V232H41ZM62 234V233H61ZM60 234V235H61ZM64 234V233H63ZM65 234V235H66ZM68 234V235H69ZM87 234H89V233H87ZM96 234H98L97 232H96ZM100 234H99V236H100ZM153 234V233H152ZM163 234V236H167V234L166 235H164ZM24 235H25V238H24ZM43 235V234H42ZM49 235H51V234H49ZM57 235H59V234H57ZM114 235H112V236H114ZM126 235V234H125ZM35 236H37V235H35ZM40 236V235H39ZM38 236V237H39ZM54 236V235H53ZM73 236V235H72ZM84 236L86 237L85 239H84ZM97 236V235H96ZM105 236V235H104ZM104 236H102V237H104ZM123 236V235H122ZM42 237V236H41ZM43 237H44V235H43ZM50 237H52V236H50ZM58 237V236H57ZM69 237H71V235H69L68 237H66V238H69ZM80 237H78V239L80 238ZM162 237V238H161ZM61 238L62 239H64V237H62L61 236ZM65 238V239H66ZM74 238H75V236L73 237V240H74ZM82 238H80L81 240H82ZM108 238V237H107ZM113 238H115L116 239V236L115 237H112V239ZM119 238V237H118ZM117 238V239H118ZM125 238H127V237H125ZM125 238H120L121 240L122 239H125ZM157 238V239H158ZM165 238V237H164ZM22 239V238H21ZM22 239V243L24 244L26 241H24ZM50 239V238H49ZM61 239V240H62ZM101 239V238H100ZM99 239V240H100ZM104 239H105V237H104ZM120 239H119V241H115V240H113V241H106L107 243H108V245L110 244V243H121V241H120ZM154 239H155V237H154ZM159 239V240H160ZM167 239V238H166ZM39 240V239H38ZM68 240H70V239H68ZM71 240H72V238H71ZM76 240V239H75ZM80 240V241H81ZM103 240V239H102ZM102 240H100L101 242H102ZM107 240V239H106ZM153 240V239H152ZM160 240V241H161ZM173 241H174V239H172ZM13 241V240H12ZM30 241V240H29ZM41 241V240H40ZM62 241H64V240H62ZM105 241V240H104ZM128 241H129V239H126V241H122V242H126L127 244H128ZM157 240L155 239V242H156ZM168 241V240H167ZM167 241H166V243H167ZM224 241V240H223ZM14 242V241H13ZM13 242H11V243H13ZM20 242V241H19ZM32 242V241H31ZM30 242V243H31ZM53 242H55L54 240H53ZM65 242V241H64ZM63 242V243H64ZM77 242H79V241H77ZM106 242H105V245H106ZM153 242V241H152ZM154 242V243H155ZM172 242V241H171ZM252 242H255L254 244H251ZM15 243V242H14ZM18 243V242H17ZM33 243V242H32ZM60 243V242H59ZM80 243V242H79ZM83 243V242H82ZM92 244H93V242H91ZM94 243H96V242H94ZM188 243H190V242H188ZM21 244V243H20ZM28 244V243H27ZM55 244V243H54ZM78 244V243H77ZM84 244H86V243H84ZM102 244V243H101ZM123 244V243H122ZM146 244H148V243H143L142 245H146ZM169 244V243H168ZM213 244V243H212ZM261 244V245H262ZM33 245V244H32ZM82 245V244H81ZM97 245H98V243H97ZM108 245H106V246H108ZM113 245H115V244H113ZM120 245V244H119ZM129 245V244H128ZM190 245V244H189ZM223 245H225V244H223ZM35 246V245H34ZM39 246V245H38ZM62 246V245H61ZM74 245H72V247H73ZM121 246H123V245H121ZM124 246H126V245H124ZM194 246H196L195 245V243H194ZM255 246V245H254ZM12 247V246H11ZM25 247H26V245H25ZM28 247V246H27ZM53 247V246H52ZM66 247V246H65ZM64 247V248H65ZM70 247V246H69ZM75 247H77V246H75ZM113 247H116V245L115 246H113ZM129 247V246H128ZM156 247V246H155ZM191 247V246H190ZM256 247V246H255ZM262 247H264V245H262ZM261 247V248H262ZM4 248H5V246H4ZM33 248V247H32ZM67 248V247H66ZM102 248H104V247H102ZM107 248H109V247H107ZM119 248V247H118ZM124 248V247H123ZM127 248V247H126ZM196 248V247H195ZM35 249V248H34ZM40 249V248H39ZM97 249V248H96ZM150 249V248H149ZM223 249V248H222ZM250 249V248H249ZM259 249V248H258ZM204 250V249H203ZM260 250V249H259ZM72 251V250H71ZM96 251V250H95ZM102 251H103V249H102ZM107 251H109V249H107ZM139 251H141V249H139ZM139 251H137V249H135V250H132V251H130V250H125V251H119V252H117V253H115V255L117 256L118 254L120 255V253H126L127 255L126 256H129V257H132V258H134V256L135 255H139L140 254V252ZM194 251H195V249H194ZM194 251H192V252H194ZM240 251H241V249H240ZM239 251V252H240ZM64 253H66L65 251H63ZM74 252V251H73ZM92 253H93V251H91ZM105 252V251H104ZM104 252H102V254L104 253ZM113 252V251H112ZM144 252V251H143ZM197 252V251H196ZM195 252V253H196ZM242 252V251H241ZM239 253V255H237V256H233L232 258L230 257V259H228L229 260V263L228 264H232V263H237L238 261H240L241 260V257L243 258L244 257V255L242 254V253ZM245 252V251H244ZM262 252V251H261ZM40 253V252H39ZM47 253V252H46ZM50 253V252H49ZM72 253V252H71ZM77 253V252H76ZM96 253V252H95ZM106 253V252H105ZM155 253V252H154ZM245 253H247V252H245ZM55 254V253H54ZM53 254V255H54ZM78 254V253H77ZM86 254V253H85ZM89 254H90V252H89ZM123 254V255H124ZM248 255H249V253H247ZM52 255V254H51ZM56 255V257H59V259H61L60 257H64L65 255H57V254H55ZM67 255V254H66ZM72 255V254H71ZM76 255V254H75ZM78 255H80V254H78ZM83 254H81V256H82ZM111 255V257L114 255H112V254H110ZM144 255V254H143ZM188 255V254H187ZM192 255V254H191ZM256 255H257V253H256ZM69 256H70V253H69ZM88 256V255H87ZM91 256V255H90ZM89 256V257H90ZM102 256V255H101ZM104 256V255H103ZM140 256H142V253L140 254ZM154 256V255H153ZM188 256H190V255H188ZM194 256V255H193ZM55 257V258H56ZM78 257V256H77ZM92 257V256H91ZM119 257V256H118ZM118 257H117V260H118ZM138 257V256H137ZM146 257V256H145ZM176 257V256H175ZM182 257H183V255H182ZM36 258V257H35ZM53 258V257H52ZM72 258V257H71ZM87 258V257H86ZM122 258V257H121ZM132 258H129V259H132ZM174 258V257H173ZM246 258V257H245ZM245 258H243V260H245ZM262 258V257H261ZM23 259V258H22ZM111 259V258H110ZM29 260V259H28ZM69 260V259H68ZM105 260H106V258H105ZM104 260V261H105ZM122 260V259H121ZM133 260V259H132ZM249 261L251 260L250 258L248 259ZM23 261V260H22ZM40 261V260H39ZM49 261V260H48ZM82 261V260H81ZM195 261V260H194ZM246 261H247V259H246ZM36 262V261H35ZM243 262V261H242ZM73 263V262H72ZM213 263H215V262H213ZM225 263V262H224ZM226 263H227V261H226ZM244 264H245V262H243ZM243 263H241V264H243ZM36 264V263H35ZM38 264H40V263H38ZM43 264V263H42ZM62 264H64V263H62ZM82 264V263H81ZM109 264V263H108ZM212 264V263H211ZM222 264V263H221ZM259 264H260V262H259Z\"/></svg>","mask_w":264,"mask_h":264}]
</instances>
